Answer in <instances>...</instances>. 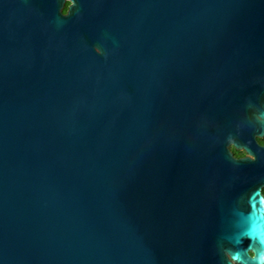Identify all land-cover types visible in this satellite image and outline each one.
<instances>
[{"label": "water", "instance_id": "1", "mask_svg": "<svg viewBox=\"0 0 264 264\" xmlns=\"http://www.w3.org/2000/svg\"><path fill=\"white\" fill-rule=\"evenodd\" d=\"M63 1L0 0V264H261L264 0Z\"/></svg>", "mask_w": 264, "mask_h": 264}, {"label": "clouds", "instance_id": "2", "mask_svg": "<svg viewBox=\"0 0 264 264\" xmlns=\"http://www.w3.org/2000/svg\"><path fill=\"white\" fill-rule=\"evenodd\" d=\"M73 4V0H65L63 7L61 8V14L64 16H67L71 10ZM70 5V8H69ZM261 264H264V255H262V261Z\"/></svg>", "mask_w": 264, "mask_h": 264}, {"label": "flooded vegetation", "instance_id": "3", "mask_svg": "<svg viewBox=\"0 0 264 264\" xmlns=\"http://www.w3.org/2000/svg\"><path fill=\"white\" fill-rule=\"evenodd\" d=\"M65 0L63 1V4H64ZM63 7V5H62ZM257 142L260 144V145H264V135L262 137H259L257 138ZM230 150L233 152V154L236 156V157H240V156H244L245 155V152L244 151H239V150H236V151H239L241 152L240 154H235L234 152V148L232 146H230Z\"/></svg>", "mask_w": 264, "mask_h": 264}, {"label": "trees", "instance_id": "4", "mask_svg": "<svg viewBox=\"0 0 264 264\" xmlns=\"http://www.w3.org/2000/svg\"><path fill=\"white\" fill-rule=\"evenodd\" d=\"M235 154H240L241 152L234 150ZM262 192L264 194V188L262 189Z\"/></svg>", "mask_w": 264, "mask_h": 264}]
</instances>
